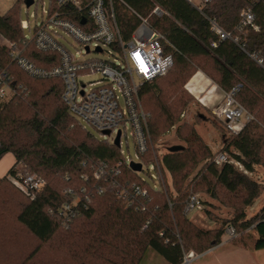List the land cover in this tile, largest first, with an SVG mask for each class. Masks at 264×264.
Returning a JSON list of instances; mask_svg holds the SVG:
<instances>
[{
    "label": "trees",
    "instance_id": "trees-1",
    "mask_svg": "<svg viewBox=\"0 0 264 264\" xmlns=\"http://www.w3.org/2000/svg\"><path fill=\"white\" fill-rule=\"evenodd\" d=\"M20 1L0 13V36L38 67L57 64L56 54L39 51L25 37ZM81 1L85 6L90 0ZM121 1L113 4L123 39L140 24L138 14L164 36L174 61L168 73L140 90L150 114V146L140 159L147 164L157 158L165 185L151 188L119 147L83 127L62 99L61 79L28 75L0 45V88L9 91L0 99V160L7 154L15 158L0 177V264H142L149 249L168 264H182L189 252L220 245L228 225L238 234L235 239L252 235L254 249L264 248V204L257 214H247L261 196L253 174L264 166V66L257 62L264 59V0H208L201 8L188 0ZM156 5L162 16L152 14ZM247 10L258 31L240 27ZM211 22L231 38L220 39ZM198 71L224 92L238 87L237 101L253 115L223 149L237 165H217L197 126L179 120L194 100L184 86ZM169 131L184 149L160 154V140ZM18 167L44 180L34 197L14 183ZM136 187L147 196L138 195ZM191 191L233 212L213 218V203L201 199L214 223L203 230L184 211ZM75 199L76 215L65 227L61 208Z\"/></svg>",
    "mask_w": 264,
    "mask_h": 264
},
{
    "label": "built area",
    "instance_id": "built-area-1",
    "mask_svg": "<svg viewBox=\"0 0 264 264\" xmlns=\"http://www.w3.org/2000/svg\"><path fill=\"white\" fill-rule=\"evenodd\" d=\"M188 1L201 8L208 0ZM113 2L114 0H90L83 6L81 0H51L49 9L46 11L47 21L36 25L31 39H28L39 51L57 55V64L48 68L33 64L21 55V51L15 45L8 43L6 47L10 50L13 60L28 75L36 78L61 79L63 82L62 99L69 112L100 134L111 137L121 125L126 128V124L130 123L140 159V156L145 154L150 146L148 126L150 114L142 105L140 90L144 83L168 73L174 61L172 55L166 53L164 49L163 43L166 42L164 36L155 31L146 18L138 14L136 16L140 19V24L131 37L124 40L114 12ZM164 13L158 5L152 11V14L157 16H162ZM211 26L220 39L231 38L230 33L224 31L215 22H211ZM240 27L259 30L254 23L251 10L242 14ZM22 28L30 29L29 23L22 21ZM58 29L66 31L78 42L83 50L78 57L73 55L61 42L62 36ZM216 44V41L211 43L212 46ZM105 48H110L111 51ZM104 53H108L106 59L98 56L84 58L85 55ZM257 62L264 66L263 58L257 59ZM91 77L95 79L87 80ZM237 91L238 87H235L229 92H224V100L211 110L215 119L230 135L239 134L245 125L253 120V115L237 101ZM8 94L7 88H0V99H4ZM122 99L124 106L121 104ZM199 102L202 103V99H199ZM107 131L110 132L109 135L105 134ZM118 131H120L121 140L122 130ZM214 162L219 166L224 163L237 165L226 152L217 153ZM139 163L142 164L143 169L145 164L141 159ZM152 163L151 168H147L149 173L155 170L159 181L162 182L158 160ZM16 173L14 183L30 197H34L45 184L38 175L23 173L19 167ZM151 177L156 178L153 174ZM135 189L138 195L147 196L145 190L139 187ZM77 202L78 199H75L72 204H65L61 208L65 227L76 215L73 207ZM184 209L188 215L202 209L200 197L191 194ZM225 235L229 238L238 236L231 225L226 227Z\"/></svg>",
    "mask_w": 264,
    "mask_h": 264
},
{
    "label": "rangeland",
    "instance_id": "rangeland-1",
    "mask_svg": "<svg viewBox=\"0 0 264 264\" xmlns=\"http://www.w3.org/2000/svg\"><path fill=\"white\" fill-rule=\"evenodd\" d=\"M16 2L17 0H0V13L1 14L5 13ZM50 2L51 0H35V2L30 7L26 6L25 0H21L19 2L20 17L22 21H26L30 25V29L24 30V35L27 39H31L33 35V30L36 27V25H39L42 22L47 21L46 11H48L49 9ZM58 32L62 36L61 42L67 47V49L73 55L78 57L79 54L83 52L78 42L66 31L62 29H58ZM0 45L3 47L8 45L6 40L1 36H0ZM105 50L111 51L110 48H105ZM95 56H98L99 58L102 59H106L108 57V53L99 54V55L98 54L85 55L84 58H92ZM198 72H202V71H198ZM198 72H196L191 77V79ZM90 79L93 80L95 78L94 77L87 78V80ZM191 79H189V81L185 84L184 89L193 97L194 100L188 108L184 109V111L181 113L179 117V120L186 121L190 124L194 123L197 126L199 132L202 134L203 138L205 139V142L209 145V147L212 149L215 155L219 152H224L223 149L225 147V144L229 141V138H231L232 136L215 119V117L212 114V111L205 109L199 102L198 98L195 95H193V93L187 90L189 88L188 84L191 81ZM121 104L124 106L123 99L121 100ZM182 114H184V117H182ZM199 115H204V118L198 119ZM78 120L83 125V127L95 138L100 140H107L110 143L114 142L118 130L119 129L122 130V137L120 140V150L125 160L127 161V163L140 162V159L138 157L136 142L133 135V130L130 123L126 124V128H124L123 125H121L119 128H117L114 131L111 137H107L105 135L100 134L93 127L89 126L80 119ZM174 145L183 146L182 142L178 139L177 135L172 131H169L160 140V147H161L160 154L163 153L166 149H168V147ZM9 157L11 156H8L6 158L3 157L0 160V169L5 170L9 166L8 165ZM156 159L157 158H155V160ZM152 164H153L152 162L145 164L143 166L142 171L140 172V176L143 180L147 182V184L151 188L158 190V188L161 187V184L163 186L165 185V182L163 179L161 167H160V171H161L162 182L159 181L157 172L155 170H152L151 173H149L147 168H151ZM152 174L155 175L156 178L153 179L151 177ZM253 177L260 184L261 196L256 200V202L252 207L247 209L248 216H253L257 214L261 206L264 204V166L257 167L256 171L253 174ZM165 180L170 182L169 177H167V179ZM191 193L198 195L200 199H202V201L205 203L207 202L213 203V208H210L212 209L211 211L214 214L212 216L213 218L214 216H218V217L221 216L225 218L228 217L233 212L231 206H228L226 204L220 207L217 205L218 202L216 200L211 199L210 197H208L203 193L195 192V191H191L190 194ZM221 198L224 199L225 197L221 195ZM204 208L207 209L208 206H206L205 204V207H203L202 205V209L190 213L189 217L198 225V227H200L203 230H208L214 227V223L211 220L212 219L211 217L206 216L204 212L205 210H203ZM254 242H255V236L252 235H242V237L239 239L229 238L227 235H224L222 237V243L220 245H218L213 249L205 251L201 254H196L193 251L189 252L185 256L184 262L182 264H264V248L259 250L254 249ZM142 264H168V262L153 249H149Z\"/></svg>",
    "mask_w": 264,
    "mask_h": 264
},
{
    "label": "crops",
    "instance_id": "crops-1",
    "mask_svg": "<svg viewBox=\"0 0 264 264\" xmlns=\"http://www.w3.org/2000/svg\"><path fill=\"white\" fill-rule=\"evenodd\" d=\"M188 89L195 95L198 100L202 99L201 105L211 111L224 100V91L214 84L204 73L198 72L189 82ZM9 157V166L3 170L0 169V177L7 174L9 169L15 163V158L12 154H7L4 158Z\"/></svg>",
    "mask_w": 264,
    "mask_h": 264
},
{
    "label": "water",
    "instance_id": "water-1",
    "mask_svg": "<svg viewBox=\"0 0 264 264\" xmlns=\"http://www.w3.org/2000/svg\"><path fill=\"white\" fill-rule=\"evenodd\" d=\"M33 3H34V0H25V4L27 7H30ZM200 116L202 118H204V115H200ZM105 134L109 135L110 132L107 131V132H105ZM113 144L117 147L120 146V131H118L117 136H116ZM183 149H184V147L181 145H174V146L168 147L169 152H177V151H181ZM129 167L135 172H141L142 171V164L141 163L131 162V163H129Z\"/></svg>",
    "mask_w": 264,
    "mask_h": 264
}]
</instances>
